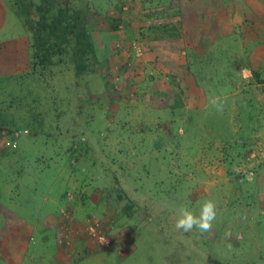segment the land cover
<instances>
[{
  "label": "rangeland",
  "instance_id": "374dc122",
  "mask_svg": "<svg viewBox=\"0 0 264 264\" xmlns=\"http://www.w3.org/2000/svg\"><path fill=\"white\" fill-rule=\"evenodd\" d=\"M23 22L0 0V123L12 130H0V264H264V49L247 77L240 38L189 54L206 101L158 109L143 99L159 80L149 68L136 92L108 97L110 49L95 43L89 57L70 50L31 73ZM204 199L217 205L212 230H177V209L198 214ZM87 218L108 249L85 233Z\"/></svg>",
  "mask_w": 264,
  "mask_h": 264
},
{
  "label": "crops",
  "instance_id": "0c3cea01",
  "mask_svg": "<svg viewBox=\"0 0 264 264\" xmlns=\"http://www.w3.org/2000/svg\"><path fill=\"white\" fill-rule=\"evenodd\" d=\"M97 1L106 4L108 11L98 12L93 8L88 28L96 48L113 49V53L109 54V50L107 55L113 74L107 86L110 99L122 100L124 95L136 92L138 82L145 78V69L149 68L159 76V80L151 82L153 91L143 93V99L151 106L158 109L169 105L187 109L200 106L206 101V95L194 75L186 71L188 55L198 57L212 53L223 38L237 42V38L242 39L249 53V70L243 69V76L247 77L251 64L254 65L253 57H257V63L262 59L264 0ZM135 47L141 49L140 56ZM115 83L120 86L117 96L109 90ZM135 100L134 97L129 102ZM86 167L88 170V165ZM66 182L70 185V181ZM74 184L72 180L73 187ZM119 189L124 192L121 186ZM81 197H85L84 194Z\"/></svg>",
  "mask_w": 264,
  "mask_h": 264
},
{
  "label": "trees",
  "instance_id": "16d2710c",
  "mask_svg": "<svg viewBox=\"0 0 264 264\" xmlns=\"http://www.w3.org/2000/svg\"><path fill=\"white\" fill-rule=\"evenodd\" d=\"M12 1L31 36V73H37L41 69L57 64L55 60L61 61L58 56L64 53L69 55L70 50L74 56L79 58L85 56L86 47H88V57L90 56L93 42L87 22L89 15L93 14L92 0ZM78 2L79 5L77 6L76 3ZM93 65L96 64L88 59V67ZM81 69L82 66L76 67L78 74H80ZM13 97L14 99L17 98L16 95ZM2 122L0 123V130L6 128V135L12 133V130L7 129L8 124H2ZM60 212L63 221L69 222L71 226L77 225V220L70 217V211L67 212L62 209ZM84 227L85 233L88 235L86 222ZM70 231L72 232V229ZM210 263L222 264L218 261H211Z\"/></svg>",
  "mask_w": 264,
  "mask_h": 264
},
{
  "label": "clouds",
  "instance_id": "9594fccd",
  "mask_svg": "<svg viewBox=\"0 0 264 264\" xmlns=\"http://www.w3.org/2000/svg\"><path fill=\"white\" fill-rule=\"evenodd\" d=\"M212 104L217 110H221L222 105L218 100H213ZM217 218V205L211 199H204L199 205L198 214H194L191 210L184 206L177 209L175 228L189 233L193 229L198 230L201 234L208 233L213 228V221ZM230 232L225 233V237L230 236ZM102 243L106 241L102 240ZM230 247V246H229Z\"/></svg>",
  "mask_w": 264,
  "mask_h": 264
},
{
  "label": "built area",
  "instance_id": "2783aa9c",
  "mask_svg": "<svg viewBox=\"0 0 264 264\" xmlns=\"http://www.w3.org/2000/svg\"><path fill=\"white\" fill-rule=\"evenodd\" d=\"M136 49V53L138 56L141 55V49L139 47H135ZM24 134H27V131H24ZM14 137H19V132H14ZM6 145L9 147H15L16 144L15 143H11L9 141L6 142ZM86 228H87V233L88 235L93 238L96 243L105 249H108L110 247V242L108 240V238L105 236V233L103 232V230H101L100 228V223L99 220L96 219H92V218H87L86 220ZM102 240L106 241V243H102Z\"/></svg>",
  "mask_w": 264,
  "mask_h": 264
}]
</instances>
